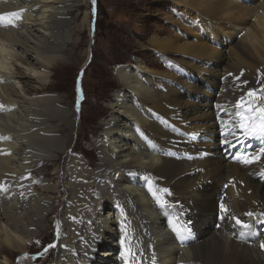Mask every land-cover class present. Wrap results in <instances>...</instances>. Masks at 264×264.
I'll list each match as a JSON object with an SVG mask.
<instances>
[{
  "label": "bare ground",
  "instance_id": "6f19581e",
  "mask_svg": "<svg viewBox=\"0 0 264 264\" xmlns=\"http://www.w3.org/2000/svg\"><path fill=\"white\" fill-rule=\"evenodd\" d=\"M168 1L185 18L148 47L183 68L117 69L93 135L98 163L69 152L51 184L32 179L36 169L79 136L69 141L72 108L47 85L87 11L71 26L78 0H0V253L26 264L54 228L47 264H264V138L244 135L235 116L264 73V0Z\"/></svg>",
  "mask_w": 264,
  "mask_h": 264
},
{
  "label": "rangeland",
  "instance_id": "374dc122",
  "mask_svg": "<svg viewBox=\"0 0 264 264\" xmlns=\"http://www.w3.org/2000/svg\"><path fill=\"white\" fill-rule=\"evenodd\" d=\"M78 1L79 4H75L81 5L82 9L71 15L74 18L71 26L74 24L80 26L86 11L89 26L83 27L78 35H75L74 38H78L74 47L71 43L69 46L67 45L62 58V60H66V65H57V68L52 70V79L48 83L47 89H51L55 95L61 96L60 103L62 105L72 108L70 112H67L69 116L64 122L76 118V123L70 129L65 123L62 126L65 127L70 142H73L78 136L79 140L76 141L77 146H72L71 150L67 144V152H58L59 154L53 152L56 157L50 161L42 162L36 169L32 179L39 177V180L51 184H57L51 174H53V170L57 173L63 171L62 165L69 152L78 154V156H72L74 159H84L79 157V152H83L85 155L83 163H86L87 160L95 165L98 163L96 160L99 156L93 143V135L100 129L103 123L102 119L110 108L108 103L118 90L117 69L124 68L129 64L134 65L138 60L145 62L149 69L162 74L164 72V75H172L176 69L183 68V65H179L177 62L181 57L174 58L172 55L159 54L148 47L149 41L155 36H171L170 39H172L175 33L178 34L176 27L170 21L173 18L182 21L185 16L179 13L176 5L171 1L88 0L87 6L80 3L81 0ZM251 23H253V19H251ZM62 30L66 31L67 27H62ZM259 59L261 67L264 58ZM169 64L172 66L168 67ZM236 78L234 83L237 85L244 82L240 75ZM158 79H161L160 83L168 84L165 81V76ZM254 83L256 88L251 91L255 92V96L251 99L258 106L264 107V87H259L264 84V73L260 69L255 75ZM83 97L86 98L85 104L80 103ZM39 180L34 181V186L39 184ZM60 206H62L61 203L57 204V220H52V217L49 216L44 221L45 229L48 227L49 220L58 223ZM48 233L50 234L40 239L39 246L35 244V250L30 255L31 258L27 259L26 264H38L40 261L47 264L44 256L49 253L52 255L54 252L51 246L56 229H50ZM3 255H9L13 264H20V257L17 253L2 251L0 253L1 262Z\"/></svg>",
  "mask_w": 264,
  "mask_h": 264
},
{
  "label": "snow or ice",
  "instance_id": "6c2138e0",
  "mask_svg": "<svg viewBox=\"0 0 264 264\" xmlns=\"http://www.w3.org/2000/svg\"><path fill=\"white\" fill-rule=\"evenodd\" d=\"M5 19V16H0V22H3ZM9 23H11V21H9ZM247 95L248 97H254L255 92L249 91ZM253 105L254 101L249 100V102L245 104L244 98L241 97V100L237 103L238 110L235 113V116L238 118L236 123L244 135L264 138V107ZM260 151L264 153V148H261ZM244 162L249 163L250 161L245 159ZM248 215L251 216L252 214L248 213ZM236 223L241 225L243 228L250 227L247 224H242L239 219L236 220ZM177 235L179 236L180 233L177 232ZM261 247H264V243L261 244Z\"/></svg>",
  "mask_w": 264,
  "mask_h": 264
}]
</instances>
